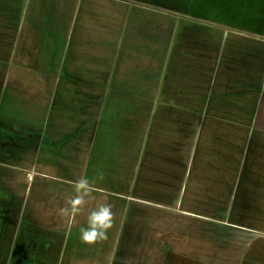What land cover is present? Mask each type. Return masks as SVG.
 <instances>
[{
	"label": "crops",
	"instance_id": "crops-1",
	"mask_svg": "<svg viewBox=\"0 0 264 264\" xmlns=\"http://www.w3.org/2000/svg\"><path fill=\"white\" fill-rule=\"evenodd\" d=\"M261 238L264 34L0 0V264H245Z\"/></svg>",
	"mask_w": 264,
	"mask_h": 264
},
{
	"label": "rangeland",
	"instance_id": "rangeland-1",
	"mask_svg": "<svg viewBox=\"0 0 264 264\" xmlns=\"http://www.w3.org/2000/svg\"><path fill=\"white\" fill-rule=\"evenodd\" d=\"M153 5L184 7L190 3V7L196 12L223 13L226 16L237 15L238 20L252 19L264 23V0H134ZM171 264H197L181 258H173ZM245 264H264V238L257 241L256 245L248 253Z\"/></svg>",
	"mask_w": 264,
	"mask_h": 264
},
{
	"label": "trees",
	"instance_id": "trees-1",
	"mask_svg": "<svg viewBox=\"0 0 264 264\" xmlns=\"http://www.w3.org/2000/svg\"><path fill=\"white\" fill-rule=\"evenodd\" d=\"M190 4V3H189ZM188 3H186V6H184L185 8H188L190 11H193L195 13V15L197 16H203V17H206L208 19H213L215 21H220V22H225V23H229V24H232V25H236L238 27H241V28H246L248 30H252V31H256L258 33H262L264 34V23H259V21L255 20L253 21L252 19H248V20H245V22H243L242 20H238L237 19V15H233L231 17L229 16H226V14H223V13H211L208 11L206 12H196L195 10H193L190 5Z\"/></svg>",
	"mask_w": 264,
	"mask_h": 264
}]
</instances>
